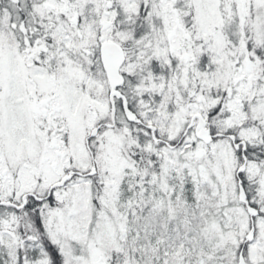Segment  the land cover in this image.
<instances>
[{
  "label": "snow or ice",
  "instance_id": "snow-or-ice-1",
  "mask_svg": "<svg viewBox=\"0 0 264 264\" xmlns=\"http://www.w3.org/2000/svg\"><path fill=\"white\" fill-rule=\"evenodd\" d=\"M0 264H264V0H0Z\"/></svg>",
  "mask_w": 264,
  "mask_h": 264
}]
</instances>
